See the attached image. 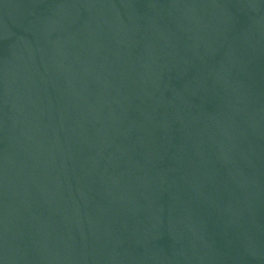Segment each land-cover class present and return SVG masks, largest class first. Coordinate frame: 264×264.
<instances>
[{"label": "water", "instance_id": "obj_1", "mask_svg": "<svg viewBox=\"0 0 264 264\" xmlns=\"http://www.w3.org/2000/svg\"><path fill=\"white\" fill-rule=\"evenodd\" d=\"M0 264H264V0H0Z\"/></svg>", "mask_w": 264, "mask_h": 264}]
</instances>
